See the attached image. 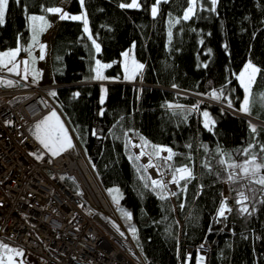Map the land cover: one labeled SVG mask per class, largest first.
I'll return each instance as SVG.
<instances>
[{"label": "trees", "instance_id": "1", "mask_svg": "<svg viewBox=\"0 0 264 264\" xmlns=\"http://www.w3.org/2000/svg\"><path fill=\"white\" fill-rule=\"evenodd\" d=\"M59 1L22 0L18 5L10 0L6 22L0 26V51L27 47L31 43L27 15H44L47 20L50 14L41 6L56 7ZM122 2L125 0H85L90 31L101 46L99 54L94 53L81 21L69 19L57 24L51 68L54 81L64 85L54 97L57 108L94 166L145 264H186L185 257H189L187 264H196L202 244L212 246L206 264H264V203L260 202L264 192L254 186L255 199L247 201L252 214H241L233 191L238 185L226 182L217 155L219 147L231 153L233 160L243 159L238 150L251 142L249 121L202 100H212L207 94L223 87L238 109L244 91L237 76L248 61L261 69L253 92L264 93V0H218L215 12L208 10L210 0H201L203 7L196 16L173 23L171 43L169 21L183 15L186 0L161 3L155 18L150 14L154 0H140V9H122ZM81 11L79 0H72L68 13ZM46 33L39 35V42ZM131 49L145 65L135 81L124 79L123 73L122 53ZM93 56L112 64L103 69L108 79L102 81L111 82L105 86L103 104L104 90L95 84L101 80L91 78ZM137 82L147 86L129 84ZM77 92L79 96H74ZM212 101L226 105L223 100ZM168 103L186 108L199 105L209 112L215 127L211 132L204 128L200 112H193L187 120L173 115L165 107ZM249 116L264 122V105L257 104ZM132 137L142 147L141 138L149 145L171 147L177 153L169 162L173 166L189 164L195 178L187 184V191L175 184L178 195L172 196L167 187L168 198L161 200L159 191L150 186L148 170L140 167V159L135 160L133 147L125 146ZM257 139L264 143V131ZM189 144L191 148L186 147ZM157 163L167 170L163 161ZM205 163H210L211 172L203 167ZM68 184L75 189L72 181ZM226 188L230 194L226 203L232 211L226 218H218ZM121 209L132 214L131 220ZM0 241L17 247L4 238ZM188 247L193 250L189 256Z\"/></svg>", "mask_w": 264, "mask_h": 264}, {"label": "built area", "instance_id": "2", "mask_svg": "<svg viewBox=\"0 0 264 264\" xmlns=\"http://www.w3.org/2000/svg\"><path fill=\"white\" fill-rule=\"evenodd\" d=\"M0 77L20 81V86H0V237L24 250V264H145L104 188V199L90 195L35 137V124L50 109L59 111L49 92L64 85H33L6 71ZM131 142L140 145L134 137ZM133 151L138 155L141 147ZM140 161L147 165L149 157ZM147 170L176 192L168 170L161 168L162 176L157 168ZM225 198H230L227 188ZM211 248L204 244L198 255L207 261ZM192 251L187 248L188 256Z\"/></svg>", "mask_w": 264, "mask_h": 264}, {"label": "snow or ice", "instance_id": "3", "mask_svg": "<svg viewBox=\"0 0 264 264\" xmlns=\"http://www.w3.org/2000/svg\"><path fill=\"white\" fill-rule=\"evenodd\" d=\"M13 2L18 5L22 4V0H13ZM167 2L168 0H154L153 4L150 7L151 16L155 18L158 15L160 4ZM186 3L187 7L183 10V15L178 19H172L169 21V31L167 34L169 43H171L173 37V32L171 30L173 23L179 24L181 20L188 21L192 19L203 7V5L201 4V0H186ZM79 4L82 9L79 15H70L69 13L64 12L59 7L41 6V8L45 13L59 14V19L61 20L70 19L73 21H81L83 25V32L87 34V39L91 41V47L94 49V53L99 54L101 52V46L99 43H97L96 39L93 37V34L90 31L88 13L85 10V0H79ZM217 4L218 0H210V7L208 10L211 12H215ZM9 5L10 0H0V26L4 25L6 22V13L9 10ZM119 7L122 9H140L141 3L140 0H130V2H128V0H125V2L119 4ZM24 10L25 12H27L26 6ZM27 20L29 21V30L31 32V43L24 48L17 46L14 49L0 51V72L6 71L7 73L20 76L21 80L24 81H27L28 79L29 60L25 59L23 61H18L17 58L20 55L21 51L28 53L29 57H31L32 48L36 45H39L41 49V55L39 56V59L43 60L45 58L43 55V51L46 46L39 42V34L49 26L48 21L45 19L44 15L28 14ZM201 44H203L202 40ZM132 47L133 49L135 48V42H133ZM209 52H211L210 49ZM122 56L124 57V79H135L136 76L142 72L145 65L143 63L137 62L134 58L131 60V63H129L128 51L123 52ZM31 59L34 63L35 57H31ZM93 60L94 67H92L90 71L94 73V75L91 78L95 80L108 79L104 76L103 69L112 67V64L102 63L99 59H96L95 56H93ZM201 66L206 68L207 64H202ZM260 71V68H258L251 61H248L244 65L243 70L237 76V80L244 91V96L238 109L234 108L232 99L225 94V90L223 87L219 90L214 89L207 95L212 100L225 101L227 107L234 108L235 111H238L245 115H253V108L257 104L264 105V93L253 92V85L255 84L257 74L260 73ZM115 79H119V77H115ZM0 86H20V81L14 82L11 79H4L3 77H0ZM172 86L173 88L177 87V85L175 84H173ZM49 95L55 97L57 93L55 91H50ZM73 95L79 96V93L77 92ZM100 102L101 104H103V96L101 97ZM165 107L171 110L173 112V115H182L184 120H187L188 116L193 112H200L203 118V127L208 129L210 132L215 127V121L211 119L209 112L207 110H201L199 108V105H193L190 108H186L184 105L168 103L165 105ZM103 114V111H101L100 115ZM248 124L249 131L251 133V142L247 145V147L238 150L243 159L240 162H237L232 159L231 153H226L222 149H219V147L217 150V155L221 157L218 163L226 173V182L238 185V188H234L233 191H235L237 194V199L235 202L237 205H239L240 213L251 215L252 212L249 211L247 201H249L250 199H255V192L257 191V188L254 186H259V190L261 192H264V143L260 142L257 139L259 132L264 131V129H258V127L252 124L251 121H249ZM34 134L40 145H42L43 148L47 150L53 157L59 156L63 151L74 147L65 124L62 122V120L60 119V115L55 109H50L49 114L44 116L39 122L35 124ZM92 134L96 135L95 131ZM113 135H115V133H113ZM125 135H127V133H125ZM141 139L143 147L139 144H132L131 140H129L125 145L126 147H128L129 145H131L132 147H141V151L138 155L135 156V160H139L145 155L149 157V163L147 165H141L140 167L144 168L145 170L148 167L157 168L158 174L162 176L163 171H161L158 163H153V160H156L157 162L163 161L164 166H166L167 170L172 174L169 183L180 186L181 191L186 192L187 184L195 178L190 165L183 164L179 167L173 166L169 162L173 160V157L177 155V153H174L171 147L154 144L149 145V142L147 140H144L143 138ZM147 147H150L151 150L145 151L144 148ZM186 147L191 148L192 145L189 144ZM202 147L207 150L206 146ZM162 153H167V155L162 156ZM189 160H191V157H189ZM203 167L211 172L210 163L203 164ZM149 180L152 190L159 191V198L161 200L167 199V183H165L163 180H156L151 178H149ZM181 181L184 182L182 186L180 184ZM145 187H149V184L146 183ZM245 190H247V193H251L252 195L250 196L246 194ZM171 195L176 196L178 195V193L173 191L171 192ZM114 199L116 198L114 197ZM116 202L119 203V200L116 199ZM260 202L264 203V201ZM181 207H183V204L181 205ZM254 210L255 209H253V211ZM231 211L232 208L228 207L225 198V200L221 201L216 214L218 218H226V213ZM121 212L127 219L131 220L132 214L130 212L124 211L123 209H121ZM131 231L135 233L136 229L132 227ZM209 231L211 232V228L209 229ZM200 247L201 249H203L204 245L202 244ZM24 256L25 252L22 248L13 247L10 246L7 242L0 241V264H24ZM188 260L189 257H185L186 264ZM202 261L203 256H200L198 258L197 264H201Z\"/></svg>", "mask_w": 264, "mask_h": 264}, {"label": "rangeland", "instance_id": "4", "mask_svg": "<svg viewBox=\"0 0 264 264\" xmlns=\"http://www.w3.org/2000/svg\"><path fill=\"white\" fill-rule=\"evenodd\" d=\"M64 1L65 0L62 1V3H61L62 5L64 4ZM56 19L60 20L59 19V14L54 15L52 19H50V18L47 19L49 26L43 32H41L39 34V35H41L42 33L47 31V33L43 37L42 41L40 42L41 44L46 46L44 51H43V55H44L45 58L43 60L39 59V56L41 55V49H40L39 45H37L35 48H33L31 50V57H35L34 63L32 62V59H31V57H29L28 53L27 54H22V52H21L20 55L17 58L18 61H23L25 59L29 60V73H28V79H27L26 82L31 83L33 85H39V86L40 85H49L50 83L54 82L53 75H52V68H51V55H52V45H53L55 29H56V26H57L56 24L55 25H53V24L56 21ZM128 52H129V58H128L129 59V63H131V60L133 58L137 62L140 63V61H138L135 58L133 49L129 50ZM123 61H124V59H123ZM21 71H22V68H21ZM18 77H20V76H18ZM34 77H35V79H34ZM135 79L129 80V81H135ZM98 83H100V85L102 86V88L104 90L103 93H102V96L105 98V86L107 84H111V82H105V81L101 80V82H98ZM136 84H139V86H140L141 83L137 82ZM252 124L256 125L255 123H252ZM88 162L90 163V161H88ZM91 166H93V165L91 164ZM200 256L201 255H198L197 261H198V258ZM201 264H206V259H205L204 256H203V261L201 262Z\"/></svg>", "mask_w": 264, "mask_h": 264}, {"label": "bare ground", "instance_id": "5", "mask_svg": "<svg viewBox=\"0 0 264 264\" xmlns=\"http://www.w3.org/2000/svg\"><path fill=\"white\" fill-rule=\"evenodd\" d=\"M228 110L235 111L234 108H229ZM57 111V110H56ZM60 115V119L65 124L69 136L71 137L73 148L63 151L59 156H56V163L60 167H65L70 175L78 177L81 179L86 187L89 194H94L98 199H104V190L100 184L94 169L88 162L80 143L73 134L68 122L62 115L60 111H57Z\"/></svg>", "mask_w": 264, "mask_h": 264}, {"label": "water", "instance_id": "6", "mask_svg": "<svg viewBox=\"0 0 264 264\" xmlns=\"http://www.w3.org/2000/svg\"><path fill=\"white\" fill-rule=\"evenodd\" d=\"M95 84H100V83L97 82V83H95ZM129 84H132V85H138V86H139V84H136V83H129ZM146 86H147V85L140 84V87H146ZM202 100L205 101V102H207V103H210V104H212V105L219 106V107L222 108L223 110H225V111H227V112H229V113H231V114H233V115H235V116L241 117V118H243V119H245V120H248V121H251L252 123H255L256 125H260V126H263V127H264V122L259 121V120H257V119H254V118L250 117L249 115L242 114V113H240V112H238V111H231V110H228V109L226 108L227 105H222V104H219V103H217V102H215V101H212V100H209V99H204V98H202Z\"/></svg>", "mask_w": 264, "mask_h": 264}, {"label": "crops", "instance_id": "7", "mask_svg": "<svg viewBox=\"0 0 264 264\" xmlns=\"http://www.w3.org/2000/svg\"><path fill=\"white\" fill-rule=\"evenodd\" d=\"M62 1H63V0H60L59 3H58V5H57L56 7H59V8H61L64 12H67V13H68V6H69V4L71 3L72 0H65L63 5L61 4ZM49 14H50V13H49ZM54 15H56V14H50V19H52ZM70 15H72V14H70ZM77 15H79V14H77ZM60 20H61V19H60ZM60 20L56 19V21L54 22L53 25H55V24L57 25V24L60 22ZM61 21H62V20H61Z\"/></svg>", "mask_w": 264, "mask_h": 264}]
</instances>
